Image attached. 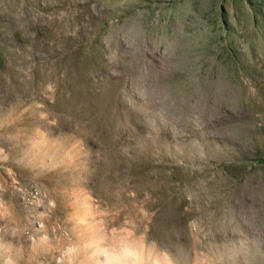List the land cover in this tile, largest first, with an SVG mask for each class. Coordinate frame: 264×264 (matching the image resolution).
<instances>
[{
	"label": "rangeland",
	"instance_id": "rangeland-1",
	"mask_svg": "<svg viewBox=\"0 0 264 264\" xmlns=\"http://www.w3.org/2000/svg\"><path fill=\"white\" fill-rule=\"evenodd\" d=\"M0 264H264V0H0Z\"/></svg>",
	"mask_w": 264,
	"mask_h": 264
}]
</instances>
